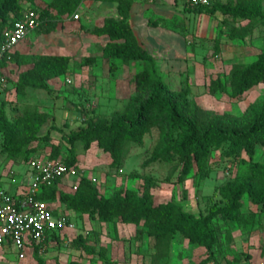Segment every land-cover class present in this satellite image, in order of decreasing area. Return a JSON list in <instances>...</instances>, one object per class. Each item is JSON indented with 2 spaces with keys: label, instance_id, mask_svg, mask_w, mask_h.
Returning <instances> with one entry per match:
<instances>
[{
  "label": "trees",
  "instance_id": "obj_1",
  "mask_svg": "<svg viewBox=\"0 0 264 264\" xmlns=\"http://www.w3.org/2000/svg\"><path fill=\"white\" fill-rule=\"evenodd\" d=\"M35 0H0V32L13 18L21 16L25 7L38 10L40 32H50L56 27L59 17L73 15L83 0H50L39 9L34 7ZM116 2L117 16L105 17L92 33L105 39L99 56L110 62L114 60L140 61L141 70L135 73L133 92L128 96L122 110L113 111L107 121L90 115L85 108L74 105L77 117L84 125L73 130L67 137L69 145L64 157L60 159L68 166H77L74 143L80 141L85 150L95 144L111 159L110 166L119 168L122 164L125 142L141 145L143 135L152 129L157 131L156 142L150 155L142 162L146 166L155 162H166L175 168L180 167L178 180L192 173L199 178H207L210 172L208 161L214 150H220L225 156L233 157L235 170L233 175L218 188L224 201L223 205H212L205 214H194L182 204L168 200L155 202L151 189L156 180L144 176L139 189L118 188L110 194L100 191L98 185L89 177L81 175L75 189L61 187L59 178L49 185L41 187L36 197L48 202L58 201L65 210L77 215H89L99 222L132 224L136 226L135 236L142 235L153 240L154 251L146 264H160L167 256L170 244L176 234L183 236L189 243L204 247L208 254L198 263L210 264L212 248L218 240L216 221L237 219L241 215V199L246 195L249 200L264 207V162L254 159L256 145L264 147V100L249 103L241 113L215 112L200 106L190 97L187 83L172 90L158 73L154 56L137 40L136 34L128 23L131 0H111ZM189 9H207L210 13L219 11L233 19L245 21L242 25L232 26L227 36L230 39L247 37L258 21L264 27V7L261 0H225L212 1L205 6L187 5ZM95 56L85 60L93 61ZM10 62L16 65H28L17 74L13 82L17 93L27 88L49 91V81L66 74L69 69L68 55L43 53H11ZM7 65L4 61L0 67ZM264 82V48L249 63H232L227 73L228 89L219 76L208 84L211 93L225 92L231 98H239L251 87ZM4 98L0 97V135L2 150L13 160L28 161L38 154L37 143H47L49 129L41 133L49 114L34 106H25L15 118H9L4 107ZM46 152V151H45ZM245 154V156L243 155ZM50 158L60 157L58 145H50ZM54 213H57L53 209ZM61 236L52 232L46 237L50 241L61 242ZM71 247L89 254L96 251L95 245L88 243L87 237L78 233L69 238ZM105 248L99 246L98 257L107 258ZM39 248H33L35 264H45ZM212 261V260H211ZM56 264H62L57 262ZM66 264H79L71 259Z\"/></svg>",
  "mask_w": 264,
  "mask_h": 264
},
{
  "label": "rangeland",
  "instance_id": "obj_2",
  "mask_svg": "<svg viewBox=\"0 0 264 264\" xmlns=\"http://www.w3.org/2000/svg\"><path fill=\"white\" fill-rule=\"evenodd\" d=\"M49 1L35 0L33 6L42 9ZM96 1L98 0H89L82 10L78 7L75 11L79 14L78 19L87 25L85 35L92 34L95 27V20L92 18L97 11L101 19L108 17V7L104 8L100 6L102 3ZM184 1L186 0H176L174 5L138 6L143 12H136L135 6L131 15L132 19L139 21L149 20L148 25L146 24L147 32L157 48L152 50L144 41L142 46L154 56L158 73L168 87L178 90L187 83L190 97L203 108L215 112L239 114L249 103L264 100V82L251 87L239 98H231L225 92L211 93L208 89L210 80L216 76L225 82L228 89L227 73L231 64L249 63L263 50V25L255 21L247 37L230 39L227 33L231 27L242 25L245 21L233 19L219 11L210 13L207 9H189ZM261 3L264 7V0ZM143 14L146 15L141 19ZM73 15L58 19L70 20ZM144 27H136L137 34H142ZM104 42L105 39L94 40L89 45L82 44L79 47L75 43L71 44V47H76V52L69 55V69L61 78L49 81V91L27 88L17 93L11 74L18 70H10L8 88L1 95L7 116L17 117L25 106H34L49 114L41 133L49 129L50 139L47 143H37L36 147L40 152L34 156H47L51 144L59 146V158L66 155L69 146L66 137L84 125L83 119L77 117L75 104L104 121L109 119L113 111L124 108L134 89V75L142 69L143 64L140 61L125 63L115 60L110 67L111 64L99 56ZM88 56H95V59L87 62L85 59ZM156 138L157 131L152 129L143 135L141 145L125 142L119 168L111 167L109 155L95 144L85 150L83 144L76 141L74 150L78 156V178L85 175L98 185L101 192L110 194L118 188L139 189L143 177L148 175L156 180V186L151 189L156 203L173 200L196 215L207 213L212 205L224 204L218 188L233 175V157L223 155L219 149L214 150L208 161L210 172L207 178L201 179L190 173L178 180L180 167L175 168L166 162L142 165L150 155ZM2 147L0 135V189L14 193L25 179L31 180V171L28 161L9 159ZM255 149L254 159L264 162V147L256 145ZM67 185L64 183L61 187L67 188ZM48 206L64 212L58 201L48 202ZM70 217L75 223V230L68 231L61 242L50 241L45 244L40 253L45 264H66L71 259L79 264H110L108 260L98 257L99 246L105 248V256L114 260L115 264H146L154 251L151 238L146 235L136 238L135 225L99 222L89 215L70 214ZM216 230L218 240L212 248L210 264H258L264 261V207L252 203L246 195L241 199V215L228 223L218 218ZM78 233L84 234L88 243L95 245L94 253L89 254L71 247L69 238ZM208 254L204 247L191 244L183 236L176 234L167 256L160 260V264L198 263L206 259ZM10 257V261L5 264L36 263L32 255L21 261Z\"/></svg>",
  "mask_w": 264,
  "mask_h": 264
},
{
  "label": "built area",
  "instance_id": "obj_3",
  "mask_svg": "<svg viewBox=\"0 0 264 264\" xmlns=\"http://www.w3.org/2000/svg\"><path fill=\"white\" fill-rule=\"evenodd\" d=\"M192 6H205L211 0H186ZM74 19L79 14L73 15ZM40 19L38 12L25 7L21 16L13 18L9 25L0 32V64L9 63L11 53L16 45L31 31L38 28ZM6 65L0 67V97L8 88V76L4 72ZM33 156L28 159L31 180L19 192L7 193L0 189V263L9 262L13 256L16 261L24 260L32 255L37 246L41 252L46 237L52 232L58 233L62 239L68 231L75 230V223L67 212H53L46 201L36 197L42 186L49 185L59 178H71L69 187L73 190L77 185L78 167L68 166L60 158H50L48 154ZM255 264V263H251ZM258 264H264V261Z\"/></svg>",
  "mask_w": 264,
  "mask_h": 264
},
{
  "label": "crops",
  "instance_id": "obj_4",
  "mask_svg": "<svg viewBox=\"0 0 264 264\" xmlns=\"http://www.w3.org/2000/svg\"><path fill=\"white\" fill-rule=\"evenodd\" d=\"M165 1L166 0H131V4H130V8H129V14H128V18H127L128 23H129L130 27L132 28V30L134 31V33L136 34V37H137V40L139 41V43L144 46V44H142V41H144L145 45L147 44L148 46H150L152 50L157 48V44L155 45V42L152 40L150 34L147 32V25H148L149 20L146 19V21H144V20L139 21L138 19H132L131 18L132 10H133V7L136 6L135 7L136 12H143L142 9L137 8V7L138 6L141 7V6H145V5H150V6H152V5H155V6L174 5L176 3V0H167V3ZM87 2H89V0L82 1V3L79 6L81 8V10L86 5ZM96 2L100 3V4L102 3V5H100V6H103L104 8L108 7V16H113V17L116 16L117 10H116V2L115 1L98 0ZM184 2H185L184 3L185 5H189V4H187L186 1H184ZM157 13H158V11H156V14ZM145 15L146 14H143L141 19H143L145 17ZM72 17L73 16H71L70 20H66V19L59 20V22L56 24V27L53 31L40 32L38 30V28L31 31L22 41H20L16 45L15 52L26 54V53L36 52L37 50L38 51L41 50L40 53H43V54L68 55L69 56V55L74 54L76 52V47H79L82 44L83 45H85V44L89 45L94 40H96V41L104 40V38L102 36H98V35H95L93 33L90 35H85L84 31L87 29V25L82 23V21H80L79 19H73ZM81 19H82V17H81ZM92 19L95 20L94 26H99V25H101L100 21H102L103 18L102 19L100 18L99 11H97ZM81 24H82V26H81ZM139 26H145L144 27L145 30L142 34H137V32H136V27H139ZM74 43H75L76 47L75 46L71 47ZM117 60H119V59H117ZM109 63L110 62L108 61V64ZM18 67H20V68L18 69ZM27 67H28V65L18 66L15 63L9 62L6 65L4 72L7 74L8 77H10V74H9L11 72L10 70L12 68H14L15 70L17 69L18 71L15 74H11V78L14 82L15 79L17 78V74L20 71L26 69ZM61 77H56L54 79L61 78ZM8 84H9V82H8ZM74 117H75V115H74ZM77 158H78V156H77ZM71 180H72L71 178H65L63 181H60L61 182L60 184L61 185L64 183L69 184V182ZM27 181H28V179H25L23 185L16 188L14 193L21 191V189L24 188ZM59 205L61 206L62 209H64L63 204L59 203ZM64 212H67L69 215L70 214L75 215V213H73L72 211H69V210L64 209ZM119 223L120 222H118L117 224H119ZM126 225L130 226L132 224H126ZM5 263H8V262H3V263L1 262L0 264H5Z\"/></svg>",
  "mask_w": 264,
  "mask_h": 264
}]
</instances>
